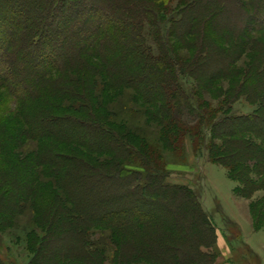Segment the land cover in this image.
I'll use <instances>...</instances> for the list:
<instances>
[{
  "label": "trees",
  "instance_id": "trees-1",
  "mask_svg": "<svg viewBox=\"0 0 264 264\" xmlns=\"http://www.w3.org/2000/svg\"><path fill=\"white\" fill-rule=\"evenodd\" d=\"M172 1L0 0V88L16 106L0 119V223L24 201L45 197L47 233L32 238L31 246L38 248L31 264H102L97 255L104 254L92 250L88 239L106 231L117 249L112 264L144 258L150 264H214L212 254L203 251L214 242V225L189 189L168 183L160 151L131 128L110 122L114 99L110 95L100 106L94 95L100 86L108 93L133 91L164 149L181 160L187 136L202 146L209 131V158L239 182L234 192L250 198L259 190L264 91L254 95L260 106L255 115L234 116L231 108L220 115L190 80L200 88L213 84L234 59L225 60L222 42L206 34L208 57L192 65L196 72L174 55L168 40L174 26L189 31L200 12L214 6L217 11L206 22L225 19L224 32L230 29L245 42L247 34L264 32V0H175L174 14ZM166 18L170 26L162 31ZM46 142L59 149H41ZM137 164L139 171L132 168ZM5 174L15 177L5 181ZM41 177L50 180L44 196L35 195ZM261 207L264 212V202ZM143 233L152 235L145 240ZM237 233L235 241L242 243ZM7 258L0 255V264H17Z\"/></svg>",
  "mask_w": 264,
  "mask_h": 264
},
{
  "label": "rangeland",
  "instance_id": "rangeland-1",
  "mask_svg": "<svg viewBox=\"0 0 264 264\" xmlns=\"http://www.w3.org/2000/svg\"><path fill=\"white\" fill-rule=\"evenodd\" d=\"M242 1L245 2L246 0ZM172 4H170L171 9L168 7L171 13H173L177 1L173 0ZM214 11H217V7L211 6L205 13L200 12L201 15L196 24L189 31L183 32V29L179 28L180 25L174 26L171 31L172 36L168 41L174 49V55L179 60L188 63L192 70H196L192 65H196V62L208 57V53L203 50V46L209 44L207 43L209 41L206 40V34L207 36H214L218 42L221 41L220 45L227 53L225 60L234 59V63L232 62L229 68L226 69L224 77L222 76L213 84L207 83L208 86L204 84L200 88L197 80L189 79L190 85H192L193 91L197 93L203 91L202 96L205 101H208L214 109H218L220 115H223L228 108H231L230 113L234 116L255 115L260 111V106L254 95L258 90L264 91V32H251L247 34V39L244 42L237 37H233L232 32L228 31L230 29L224 32L225 28L224 26L221 27V24H224L225 19H216L212 23L210 21L209 23L206 22L209 15ZM171 13L167 16H171ZM168 20L163 23L164 28L162 26V31L168 25L170 26ZM230 20L229 23H231ZM225 26H229V24ZM148 33L150 32L148 31ZM148 42L152 44V47L155 48L154 51L158 53L159 47L157 50L155 42L150 36ZM240 47L241 51L239 50ZM211 49H214L212 43ZM213 58L218 60L217 57ZM202 81L203 79L201 83ZM235 87L241 88L242 92L236 94L234 92ZM102 90L103 87L100 86L94 93L95 97L100 98V106L101 103L109 101L110 95L114 99L110 103L112 105L111 113L114 114L111 115L110 122L123 124L128 129L131 128L133 133L140 135L142 141L160 151L166 170L169 173L168 183L189 189L214 225V242L209 249H203L204 252L212 254L214 264H245L246 262L243 261L241 256H248L249 261L257 262L252 259L249 253L257 255L259 264H264V212H260L262 211L261 205L263 206L264 202V176L262 178L257 177L260 188L250 198L239 196L234 192L239 187V182L230 178L229 171L225 167L212 162L209 158L207 150L211 138L209 131L204 133L206 137L202 146L195 141L193 136H187L184 158L181 160L172 150L164 149L156 125L148 123L144 107L134 102L135 93L133 91L116 89L108 93ZM110 104L108 109L111 107ZM15 110L16 106L9 92L0 88V119L4 117L3 115ZM7 117L12 118V120L16 118L15 115H12V117L8 115ZM2 121L4 120L2 119ZM241 138L243 137H238L237 140ZM256 141L260 143L259 140ZM216 143L221 144L220 141H216ZM40 147L41 149H47V147L59 149L58 146L52 143L49 145L47 142L40 144ZM139 166L137 164L132 168L139 171ZM14 177L12 174H5L2 178L8 181L14 179ZM39 180V184L34 187L35 195L38 192H43L41 194L44 196V192H47L46 186L50 184V180L42 177ZM38 199L41 201L40 204L37 202ZM45 201V197L39 196L24 201L25 203H21L20 211L2 218L3 224L0 223V255L3 258L8 256L9 261L17 262V264H31L34 251L38 248L37 243L33 247L31 246L32 238L35 236L44 238L47 233L48 224L44 223L45 215L42 212ZM165 215L167 216V214ZM41 220L43 224L40 223L39 225L38 222ZM229 224L234 225V228L230 227ZM238 231L244 243L235 241ZM34 232H37L38 235H35ZM147 233H143V235L145 234V240L152 235ZM145 240L143 239V241ZM88 242L92 245V250H98L104 254L103 257L97 255L102 264H112L113 255L117 249L110 231L99 232L94 238L88 239ZM129 244V248L132 247V244L134 248H139L135 242ZM140 246H142L141 249H144V245L140 244ZM129 248H126V253ZM234 248L237 249L238 253L234 252ZM147 253H149L148 249L145 256L151 260ZM65 264L83 263L69 260ZM135 264H150V262L144 258L139 262H135Z\"/></svg>",
  "mask_w": 264,
  "mask_h": 264
}]
</instances>
